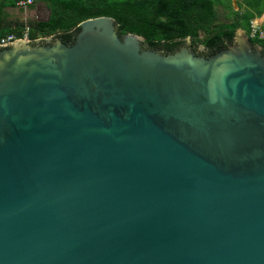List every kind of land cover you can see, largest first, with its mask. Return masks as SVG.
I'll use <instances>...</instances> for the list:
<instances>
[{
	"label": "water",
	"instance_id": "water-1",
	"mask_svg": "<svg viewBox=\"0 0 264 264\" xmlns=\"http://www.w3.org/2000/svg\"><path fill=\"white\" fill-rule=\"evenodd\" d=\"M240 33L163 52L98 16L1 47L0 264H264V53Z\"/></svg>",
	"mask_w": 264,
	"mask_h": 264
},
{
	"label": "trees",
	"instance_id": "trees-1",
	"mask_svg": "<svg viewBox=\"0 0 264 264\" xmlns=\"http://www.w3.org/2000/svg\"><path fill=\"white\" fill-rule=\"evenodd\" d=\"M19 1L0 0V38L11 34L21 38L27 28L30 42L56 35L71 44L81 21L108 16L116 22L120 35L135 34L145 47L163 52L178 49L188 36L212 48L224 38L232 40L241 29L264 53V37H251L250 29L251 21L264 14V0L236 1L237 10L231 0H33L45 4L47 19L13 27L7 9L17 7ZM34 3L28 7L33 8ZM220 5L231 11L229 24L217 23ZM260 29L264 32V26Z\"/></svg>",
	"mask_w": 264,
	"mask_h": 264
},
{
	"label": "flooded vegetation",
	"instance_id": "flooded-vegetation-1",
	"mask_svg": "<svg viewBox=\"0 0 264 264\" xmlns=\"http://www.w3.org/2000/svg\"><path fill=\"white\" fill-rule=\"evenodd\" d=\"M218 7H221V9H223V11L225 12V14L219 16ZM218 7L216 8V12H217V23L218 24H229L231 22V19H232L231 11H228L222 5H220ZM43 11H44V9H43ZM42 15H43V12L41 13V11L39 10L33 16H26L23 19H16V20L14 18V19H12V21H9V23L13 27H16V26H20V25H23V24L26 25L29 22H35V21H41V20L47 19V17L46 18H42ZM235 36H236V32L234 34V38H235ZM201 37H203V35L200 34V38ZM234 38L232 40H229V39L224 38L216 46H214L212 48H208V47H205L203 45V43L199 42L196 39H193L190 36H188V37L182 39L181 44H180V47L181 46H186V47L192 48L198 55H202V56L208 57V56H210L211 54H213V53H215L217 51H220V50H223V49L229 47L234 42ZM50 41L51 40L48 39V38H45V39H41L40 40L41 43H50Z\"/></svg>",
	"mask_w": 264,
	"mask_h": 264
},
{
	"label": "built area",
	"instance_id": "built-area-1",
	"mask_svg": "<svg viewBox=\"0 0 264 264\" xmlns=\"http://www.w3.org/2000/svg\"><path fill=\"white\" fill-rule=\"evenodd\" d=\"M32 3H33V0H22V1L17 2L16 6L24 7V6L30 5ZM259 21L260 20L258 18H255L251 21V23H250L251 37H255V36H258L259 38L264 37V32L261 31V29H260ZM17 39H24V40L30 42L28 29L26 28L25 30H23L21 38H16V36L13 34L5 36V37H1L0 38V47L6 46V45L12 43L13 41H15Z\"/></svg>",
	"mask_w": 264,
	"mask_h": 264
},
{
	"label": "crops",
	"instance_id": "crops-1",
	"mask_svg": "<svg viewBox=\"0 0 264 264\" xmlns=\"http://www.w3.org/2000/svg\"><path fill=\"white\" fill-rule=\"evenodd\" d=\"M33 3H34V1H33ZM30 5H27V6H24V7H18L17 6V7H13V8H8L7 10H8V13L10 15L9 21H12V19H14V18L16 20V19H23L26 16H33L39 10L43 9V7L46 9L45 4L42 3V2L34 3V7L33 8L28 7Z\"/></svg>",
	"mask_w": 264,
	"mask_h": 264
},
{
	"label": "rangeland",
	"instance_id": "rangeland-1",
	"mask_svg": "<svg viewBox=\"0 0 264 264\" xmlns=\"http://www.w3.org/2000/svg\"><path fill=\"white\" fill-rule=\"evenodd\" d=\"M223 1H224V0H223ZM231 1H232V0H231ZM235 1H241V0H235ZM43 9H44V11H43ZM43 9L40 10L41 13L43 12L42 18H46L47 15H48V10L45 9L44 7H43ZM226 9H227V8H226ZM227 10L230 11L229 9H227ZM234 10H237V9H234ZM226 12H227V11H226ZM218 13H219V16L225 14V12L223 11V9H221V7H218ZM231 15H232V14H231ZM258 19L260 20V21H259V25H260L261 22H262V16L259 17ZM238 34H239V33H238ZM240 34H241V36H246L243 30H241V33H240ZM36 41L40 42V39H37Z\"/></svg>",
	"mask_w": 264,
	"mask_h": 264
}]
</instances>
